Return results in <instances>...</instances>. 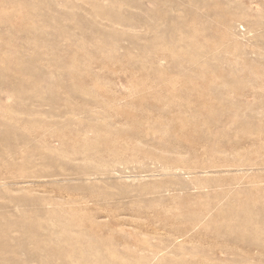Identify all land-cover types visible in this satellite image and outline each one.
Wrapping results in <instances>:
<instances>
[{
	"label": "rangeland",
	"instance_id": "rangeland-1",
	"mask_svg": "<svg viewBox=\"0 0 264 264\" xmlns=\"http://www.w3.org/2000/svg\"><path fill=\"white\" fill-rule=\"evenodd\" d=\"M0 264H264V0H0Z\"/></svg>",
	"mask_w": 264,
	"mask_h": 264
}]
</instances>
